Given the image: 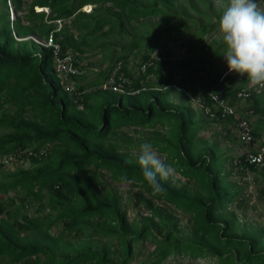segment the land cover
Segmentation results:
<instances>
[{"label": "trees", "instance_id": "1", "mask_svg": "<svg viewBox=\"0 0 264 264\" xmlns=\"http://www.w3.org/2000/svg\"><path fill=\"white\" fill-rule=\"evenodd\" d=\"M28 1L26 12L11 22L6 1L0 0V129L6 130L0 135V157L25 147L32 148L36 155L29 159L26 169L0 162V264H129L134 245L148 238L153 243V258L147 264H161L172 251L188 253L192 258L207 255L215 258V264H264V249L254 252L261 239L238 234L237 218L226 209L241 188L226 182V176L209 177L212 164L220 156L213 144L191 141L201 125L192 120V111L183 104L182 100L187 101L184 94L169 85L180 86L191 95L195 94L194 88L165 76L168 62L161 55L151 58L164 39H174L187 31L186 39L201 46L196 50L187 48L183 61L174 65L170 74H187L189 78L190 72L201 71L205 78L198 81L202 103L210 106L209 95L217 94L235 105L236 92L249 81L236 82L226 75L220 80L213 71L225 45L202 42L205 35L219 27L218 20L199 26L200 17L192 23L187 13L190 10L210 19L207 10L216 18L221 10H213L212 0H185L186 6L179 9L173 5L176 0ZM9 2L14 11L24 5L22 0ZM85 5L93 6L88 14L80 11ZM33 7L47 8L48 15L34 12ZM177 11L182 25L171 20ZM154 17L157 19L151 23ZM56 20L60 21L59 28L53 22ZM189 23L195 28L189 30ZM49 34L60 47V55L67 54L76 63L87 48L101 47L106 67L100 79L88 85L87 93L85 86L76 84L73 93L62 88L53 72L50 49L31 40H18L30 36L47 39ZM103 38L117 39L120 51H110L108 45L114 41L104 43ZM189 56L194 62H189ZM129 59H137L133 75L126 68ZM116 65L120 67L117 74L126 81L123 86L137 93L117 97V105L103 104L100 121L95 122L89 115L90 102L95 101L90 94L101 91L98 85ZM141 75L154 81L142 88ZM144 93L150 95L145 97L146 105L139 102ZM160 94L166 98L169 94L177 96L179 103L160 106ZM262 98V94L252 95L243 111L264 114ZM211 122L219 124L221 120ZM164 125V134L155 130ZM128 127L149 129L146 132L150 137L143 142L164 153L166 161L183 177L192 179L193 185L177 179L162 181L166 192L153 195L143 179L138 156L129 154V148L139 150L142 141L135 139L132 143L126 135L117 137L118 129ZM251 128L254 140L259 139L264 131V115ZM172 132H176L174 140H170ZM47 146L46 153L40 154V149ZM226 158L233 177L231 162L235 158L242 161L243 157ZM247 169L264 180V171L251 166ZM101 171L115 183H122L120 177L126 175L138 189L131 195L133 205H139L148 215L128 221L119 197L108 189L98 190ZM156 202L171 205L188 216L187 235H181L175 214ZM46 209L53 215L45 213ZM52 226L59 227V231L51 234Z\"/></svg>", "mask_w": 264, "mask_h": 264}, {"label": "rangeland", "instance_id": "2", "mask_svg": "<svg viewBox=\"0 0 264 264\" xmlns=\"http://www.w3.org/2000/svg\"><path fill=\"white\" fill-rule=\"evenodd\" d=\"M188 2L191 1L192 3L195 0H187ZM185 0H176L173 5L179 9V8H184V6H186L185 4ZM227 3V0H212V4H213V10H221V14L224 10V7ZM23 8L20 10V12L17 11H13V14H11V12L9 11L8 15V19H10L11 17L15 18L17 16H22L23 13L26 12L27 10V6L29 3H26V1H23ZM258 4L259 7L264 10V0H258ZM200 8V6H197ZM90 8H93V6H87L85 7V11H89ZM2 8L0 5V12H1ZM32 10L34 12H42L45 16V11H36L35 9L32 8ZM84 12V11H83ZM207 14L210 16V19H205V17L203 16H199L198 14H196L193 11L188 10L187 13L189 14L192 23L193 22H197V17H200V21H199V26L200 24L203 23H209L212 24L215 19L219 20L220 15L218 16V18H216L214 12H212L211 10H207L206 11ZM177 15H179V11L176 12V15L174 18H172L171 20H175L176 22H178L180 25H182V22L177 18ZM157 18H151V23L153 21H155ZM140 21V20H139ZM66 22V21H65ZM185 24V23H184ZM187 25V23H186ZM197 26V25H196ZM197 26V28L199 27ZM56 27H58V25H56ZM195 27H193L190 23H189V30L194 29ZM186 32L187 31H182L180 36H174V39L169 36L166 39H164L160 46L157 48V50L152 53L151 58L156 59L159 55H161L162 59L165 62H168L167 68H166V73L165 76L167 77H171V79L173 80V82H178L180 80H183L187 86L189 87H193L194 88V92L195 94H198L200 92V85L198 84V81H204L205 78L202 77V72L195 70L193 72H190L189 74V78L187 76V74H170L169 71H171V68L174 67V65L179 64L180 62L183 61L184 58V54L187 48H189L190 46L192 47V49L196 50L198 49L201 45L199 43H197L196 41H191L189 42L186 39ZM219 32V27H215L214 31L210 34H207L203 37V43L207 44L211 41H215L217 42H222V39L219 37L218 35ZM41 40H45V39H41ZM101 41H103L104 43L110 42V41H114V44H109L108 45V49L110 51L112 50H118L119 46L116 44V42L118 41L115 38L112 39H108V38H103L101 39ZM38 48V47H37ZM38 50H40L38 48ZM70 53V52H69ZM101 53V47H93V48H87V50L85 51V53L83 54V57L81 58V60H77V65L79 66V71L81 72V74L83 76H86V78H91L96 76L99 73H102L103 69H105L106 67V61L103 60L102 58V54ZM72 54V53H71ZM138 58V57H137ZM129 59V63L130 66H135L134 64L137 62V59L131 60ZM189 62H194L195 59H193L192 56H189L188 58ZM213 74H217L219 76L225 75L226 76H231V78L233 80H235L236 82H240L246 78L240 77L238 74L232 72L229 73L228 69H227V63L224 57H222L219 62L216 63L215 69L213 71ZM169 74V75H168ZM76 80H73V83L75 84ZM72 84V83H70ZM247 85H250V82L247 83ZM246 85V86H247ZM263 95V104H264V88H261L260 94L259 95ZM91 97L95 98V101L91 104L90 106V112L89 115L91 117V119L96 120L95 122H99L100 121V112H101V108L102 105L106 102V101H116L117 98L114 97L111 93L106 92V91H98L95 94H90ZM150 95L148 93H144L140 98H139V102L142 105H146L147 103V99L145 97H149ZM159 98L162 99V96L159 95ZM175 102L177 100H175V97L173 99ZM248 105V101L246 102H242L239 104L240 108L245 109ZM7 107V105H5ZM180 110H183L181 108H179ZM193 112L198 113V108L196 107L193 108ZM200 112V111H199ZM201 113V112H200ZM203 115V114H202ZM200 114V118L202 120H206L205 116H202ZM263 115H255L253 113H251L250 116L247 117L248 122L250 123L251 126H253V123L259 119L262 120L263 119ZM94 122V123H95ZM220 124V123H219ZM218 123H211L208 124L207 126L205 125L203 128H201L197 134H196V138H199L201 140L204 141H216L220 148H228L230 151L232 150V154H234V156H238V154H240V146L235 145L233 142H226L225 141V136L222 134V129L225 128L224 125H219ZM125 130V129H123ZM137 131L141 134V135H145V130H140L137 129ZM4 132H6V130L0 129V135L3 134ZM164 132V130L162 131ZM125 133H127L131 138H135L136 135L132 132V129H127L125 131ZM260 136L264 137V131H261V134H259ZM176 136V132H172L171 133V137L170 140H174ZM260 139V138H259ZM227 140V139H226ZM138 151L136 148H131L129 151V154L136 157L138 156ZM163 159H164V155L158 153ZM233 158V157H232ZM23 167V166H22ZM21 167V168H22ZM225 168L230 172V166L225 165ZM251 177L253 178V184L249 185L246 183H242L240 182V180L236 177V176H228V180L229 181H234L233 183L237 185V187L241 188V198L244 201V204L246 206H248V209H244V212L242 213V220L244 221H249V222H254L257 223L258 221H264V180H262L261 178H259V176H255V174H251ZM175 178H178L181 182H185L186 180L183 178H180L178 176V174H175ZM98 185L97 188L100 192H103L104 189H108L112 192H114L118 197H119V201L121 203L122 209L126 212V217L128 221L131 220H138L139 217L141 216H147L148 213L145 210H142L139 205L138 206H134L133 205V198H132V193L136 192L138 189L136 187H134L132 184L130 183H115L110 181L108 174L105 171H101L98 173ZM226 187H230V186H226ZM249 190V192H251V194L247 197H244L245 193H247ZM261 191H263V193L261 194ZM251 204L253 205V208L250 207ZM233 206V205H232ZM235 206V204H234ZM252 208V209H251ZM232 211L236 210V214H239V217H241V213L240 211H237V209L234 208H230ZM28 214H31V210L27 209L26 210ZM49 212L51 214V216L53 215V212L49 211V209L45 210V213ZM173 214H177L178 213H173ZM260 214V215H257ZM180 222L179 225L180 226H184L186 225V217H182L179 216L178 217ZM257 218V220H256ZM59 227L56 226H52L50 229V233L51 234H55L56 232L59 231ZM257 235V232H256ZM263 244H264V238H261ZM104 242H101L99 244H102ZM95 244V243H94ZM99 244H95V245H99ZM112 250L115 248L114 245H112ZM152 250H153V243L151 242V239H143L141 241H139L138 243H136L133 247V254H132V259L131 262L129 264H147L148 262H150L153 258V256H151L152 254ZM4 261V260H3ZM188 260H182V261H178L176 256H172L170 258L167 259V261L164 262V264H184L187 263ZM200 262V263H198ZM197 264H206L205 261H198Z\"/></svg>", "mask_w": 264, "mask_h": 264}, {"label": "clouds", "instance_id": "3", "mask_svg": "<svg viewBox=\"0 0 264 264\" xmlns=\"http://www.w3.org/2000/svg\"><path fill=\"white\" fill-rule=\"evenodd\" d=\"M5 1L7 14L9 11L13 14L14 10L9 0ZM87 6L91 7L92 5L83 6L80 11H84L83 13L86 14L90 13L92 8L88 12L84 10ZM33 9L36 11L41 9L45 11V16L48 15L47 8L33 7ZM14 19L11 17L8 20L12 22ZM56 21L53 22L59 28L60 21ZM218 25V35L225 45L222 56L226 60L228 72H234L240 77L246 78L254 87L264 88V10L259 7L258 0H227V4L219 17ZM31 38L34 37L30 36L18 40L32 41ZM30 149L33 151L32 148ZM137 163L140 166L144 181L152 189V194L163 195L166 188L161 182L175 179L176 169L173 164L163 159L149 142H143L139 145ZM27 167L28 165L23 169ZM120 180L122 183H130L126 175H122Z\"/></svg>", "mask_w": 264, "mask_h": 264}, {"label": "built area", "instance_id": "4", "mask_svg": "<svg viewBox=\"0 0 264 264\" xmlns=\"http://www.w3.org/2000/svg\"><path fill=\"white\" fill-rule=\"evenodd\" d=\"M56 23H58V21H56ZM31 39L38 46L50 49L53 72L60 80L59 84L66 92L73 93L75 88L72 78L81 74L76 61H73L72 57L67 54L62 53L60 55V47L53 41L51 34H49L45 40L38 38ZM119 68V65L113 67L110 77L105 84L100 86V89H109L112 92L125 93V90L122 88V86L126 81L122 75L117 74ZM225 75L220 76V80ZM115 78L119 84L115 81ZM169 86L173 89H176L178 92H182L184 96L193 102V104L208 120L212 121L213 119H220L221 123H223L228 118L230 119L227 129L229 133H231L232 136L236 138L240 146L239 156L241 155L243 157L242 163L238 160V158L232 160V175L236 176L240 182L251 184L252 178L245 166H251L257 171H264V137L254 140L252 137V128L246 120V117L250 115L252 111H243L237 106L229 105L227 100L223 99L217 94L209 95L211 105L205 106L198 94L191 95L188 91L177 85L171 84ZM260 91L261 87H254L250 84L236 92L235 98L239 102H246L251 99L252 95H259ZM45 150V148H41L39 153L44 155L46 153ZM34 157H36V155L30 148L17 149L13 154L0 157V162L3 165L12 166L10 168L22 166V168H25L29 163V159ZM250 194L251 192L248 190L244 197H247Z\"/></svg>", "mask_w": 264, "mask_h": 264}, {"label": "crops", "instance_id": "5", "mask_svg": "<svg viewBox=\"0 0 264 264\" xmlns=\"http://www.w3.org/2000/svg\"><path fill=\"white\" fill-rule=\"evenodd\" d=\"M22 1H24V0H22ZM26 1V3H29V1L28 0H25ZM17 12H20V10L19 11H17ZM23 24H26V22H22ZM34 38H37L36 36H33ZM114 67V66H113ZM112 67V68H113ZM127 70L131 73V75H133L134 74V72H136L137 70V68H135L134 66H130V64H128L127 65ZM80 70V69H79ZM81 73V72H80ZM111 73V72H110ZM123 74V73H122ZM139 74H142L140 71H139ZM119 75H121V74H119ZM143 75H141V79L142 80H140V84H143V85H140L142 88H145V83L146 82H153L154 81V79H149V78H147V76L146 77H142ZM79 77L80 78H77L76 79V81H75V84H76V86H85V88H84V92L85 93H87V91L89 90V88L90 87H88V85L89 84H91V83H94V81L95 80H99L100 79V77H101V73H99V74H97L96 76H94V77H91V78H86V76H83L82 74H80L79 75ZM110 76H108V78H109ZM231 77V76H230ZM108 78L107 79H105V80H103L102 81V83L101 84H99L98 86L99 87H97V90H101V91H106V92H108L109 91V93H111L114 97H118L119 98V96H124L125 94H130V95H134V94H136L137 92H128L129 90H127L128 88L127 87H125V86H122V88L125 90V93H117V92H112V91H110L109 89H100V86L102 85V84H105L106 83V81L108 80ZM140 78V77H139ZM127 81H128V84L127 85H130V80L129 79H127ZM75 86V85H74ZM127 88V89H126ZM161 95V94H160ZM170 96H168V98H166L164 95H161L162 96V99H160L161 101V104L162 105H160V106H163V107H167V104L168 103H171V104H173V105H176V104H178L179 103V98L177 97V96H173L172 94H169ZM159 97V96H158ZM174 97H175V100H177L176 102L173 100L174 99ZM165 99V101L163 102V100ZM187 99V98H186ZM183 101V104H185L191 111H192V120L194 121V122H197V124H199V125H201V127L196 131V133H195V135H194V137L191 139V141H197V140H201V139H199V138H196V134H197V132L201 129V128H203L205 125L207 126L208 124H211L212 122L210 121V120H208L206 117V120L204 119V120H202L201 118H200V114L202 115V113H200L199 111H198V113H195V112H193V111H195V110H193V108H195L196 109V106L193 104V102H191L189 99H187V101H185V100H182ZM93 103V101H91L90 102V104H92ZM114 104V105H117L118 104V99L116 100V101H111V102H109V101H106L104 104ZM167 103V104H166ZM239 104H240V102L238 101L234 106H237L240 110H242V108H240V106H239ZM81 107V106H80ZM80 107H78V109L80 110ZM251 111V110H250ZM203 116V115H202ZM228 123H229V121H228ZM228 123L227 124H223V123H221V124H219V125H224L225 126V128H223L222 130V134L225 136V141L226 142H228V141H230V142H233L235 145H237L238 144V142H237V140H236V138L234 137V136H232V134L231 133H229V131H228V129H227V125H228ZM255 123V122H254ZM166 128H167V126H163V127H156V129L155 130H157L159 133H161V134H164L165 132H166ZM123 129H125V130H123ZM127 129H132V132L136 135V137L135 138H131L127 133H125V131L127 130ZM137 129H140V130H145L144 132H145V135H141L138 131H137ZM4 130V129H3ZM164 130V132H162ZM134 131H137V132H134ZM146 131H149V129H146V128H137V127H128V128H121V129H118V131H116V132H118V134H117V137H119V139H121V138H124L123 137V135H126L127 136V138H129L130 139V141L133 143V141L135 140V139H138V141L140 140V141H142L141 143H143V141H145V139L147 138V137H150V135H148L147 134V132ZM260 138H263L262 136H260ZM227 139V140H226ZM258 140V139H257ZM203 141V145H211V144H213L214 145V147L216 148V150H217V153H218V155L220 156L219 158H220V160H218L217 162H214L213 164H212V173H211V175H209V177H211L212 175H215V176H217V178H221L222 176H226V178H225V180H226V182H230V183H233L232 181H229L228 180V176H229V172H228V170L225 168V165H227L228 166V164H229V159H227L226 157H235L234 156V154H232V150L230 151L228 148H220V146H219V144L215 141H204V140H202ZM238 146H239V144H238ZM29 148V147H28ZM131 148H134V147H130L129 148V151H130V149ZM45 149H48V146L47 147H45ZM155 150H156V148H154ZM240 151V150H239ZM159 153V152H158ZM160 154H162V155H164V159L166 160V158H165V154L164 153H160ZM239 155V154H238ZM224 159H225V161H224ZM176 174H178V176L180 177V178H183V179H185L186 181L185 182H188V184H190L189 186H192L193 185V180L192 179H188V178H186V177H183L178 171H176ZM175 179H177V180H179L178 178H175ZM180 181V180H179ZM181 182V181H180ZM185 182H181V183H185ZM234 184V183H233ZM262 193H263V191H262ZM261 193V194H262ZM241 193L238 195V196H236L234 199V201L233 202H231L229 205H227L226 206V209H228L227 211L228 212H233L234 214H235V216H236V218H237V227H236V232L238 233V234H242V235H244V236H248V237H251V238H255L256 236H258L257 237V239H261V238H264V221H258L257 220V218H256V220H257V223H254V222H249V221H244V220H242V213L244 212V209H248V206H246L245 204H244V201L242 200V198H241ZM234 204H235V206H234ZM156 205H160V206H164L165 208H167V211L168 212H171V213H178V215L177 214H175V216L177 217V219H178V223H177V226H178V228H180V229H182V233H181V235L184 237L185 235H187L186 233H188V231H189V227H190V222L188 221V216L186 215V214H183V213H181V212H179V211H177V210H175L171 205H163V204H161L160 202L158 203V202H156ZM233 205V206H232ZM236 208L237 209V211H240V213H241V217L240 218H238L239 217V214L237 215L236 214V210L235 211H232L230 208ZM250 207H252L253 208V205L251 204V206ZM251 208V209H252ZM257 215H260V214H257ZM179 216H182V217H186V225H184V226H180L179 225V222H180V220H179ZM260 217H261V215H260ZM262 232H261V231ZM256 232H257V235H256ZM260 234V235H259ZM180 235V234H179ZM179 235H178V237H179ZM260 249H264V244H263V242H262V240H261V243H260V246L258 247V248H256V249H254V252H258V251H260ZM111 250H112V248H111ZM172 256H176L177 257V260L178 261H182V260H188V262L187 263H184V264H197V262L198 261H205V263L206 264H215V258H213V257H209V256H207V255H205V256H198V257H195V258H192V257H190L189 256V254L188 253H182V252H177V251H172V253L168 256V257H166V259H164L163 261H162V263L161 264H164V262L165 261H167V259L168 258H170V257H172ZM198 263H200V262H198Z\"/></svg>", "mask_w": 264, "mask_h": 264}, {"label": "bare ground", "instance_id": "6", "mask_svg": "<svg viewBox=\"0 0 264 264\" xmlns=\"http://www.w3.org/2000/svg\"><path fill=\"white\" fill-rule=\"evenodd\" d=\"M41 10V9H40ZM240 103H242V102H240ZM249 116V115H248ZM247 116V117H248ZM247 117H246V120H247V122H248V119H247ZM248 124L250 125V123L248 122ZM239 160V159H238ZM240 161V160H239ZM241 163H242V161H240ZM246 168H247V166H245ZM248 170V169H247ZM259 171H261V170H259ZM249 172V171H248ZM249 173H251V172H249ZM251 174H253V173H251ZM252 178V177H251ZM252 180H253V178H252ZM243 183V182H242ZM253 184V181H251V184H249V185H252Z\"/></svg>", "mask_w": 264, "mask_h": 264}]
</instances>
